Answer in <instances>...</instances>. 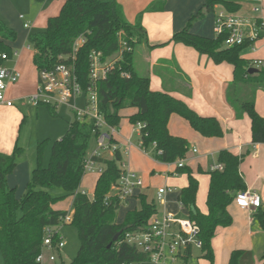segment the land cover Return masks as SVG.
Here are the masks:
<instances>
[{
  "label": "trees",
  "instance_id": "trees-1",
  "mask_svg": "<svg viewBox=\"0 0 264 264\" xmlns=\"http://www.w3.org/2000/svg\"><path fill=\"white\" fill-rule=\"evenodd\" d=\"M165 4L166 0L153 1L135 22H130L124 8L116 0H67L60 13L49 18L45 29L30 34L29 41L35 51L33 60L38 71L51 69L62 62L74 63L76 75L84 89L91 85V53L94 50L102 52L105 59L118 52L122 42H127L132 50H125L107 76L97 82L99 113L107 125L118 129L122 120L120 111L137 108L129 120L134 125L144 124L140 130V147L160 162L174 163L185 159L192 146L186 138L170 133L168 124L172 114L186 119L204 137H223L224 130L217 117L202 116L184 100L171 94L177 74L168 72L167 64L178 68L176 61H164L155 66V71L162 78L164 91L153 90L150 71L140 72L137 67V45L145 43L153 47L142 24L143 14L146 11H163ZM217 6L234 13L241 9V4L233 0H205L203 7L185 27L173 34L171 41L181 42L209 55L216 64L227 62L234 66V79L226 91L227 101L237 118L247 114L251 119L252 141L264 143V117L256 109L257 91L264 89V66L255 73L249 72L254 68L252 60L245 59L242 51L249 48L250 42L228 47L225 33L209 37L192 31L194 24L207 13L215 12ZM80 36L85 37L86 41L73 62L74 43ZM17 37V31L0 18V65L5 62L1 56L3 53L9 58L13 57L15 50L11 43ZM183 82L186 92L190 93L191 89L186 87L188 80L183 78ZM46 105L53 116H58L54 105ZM103 129L95 118H78L75 114L65 134L52 143L47 166L43 164L46 141H40L37 166L26 193L21 197L17 195L16 187L9 186L8 176L16 168L23 147L17 141L12 153L0 152V251L5 264H42L37 258L44 247L46 229L60 226L69 214L67 210L53 208V205L68 196L74 197L70 224L77 227L80 247L72 261L63 264H138L150 261L147 253L126 240V235L146 230L158 206L148 199L147 194L140 193L137 196L140 206L129 210L122 222L117 221L122 202L111 192L123 173L124 156L119 147L112 158L91 156L104 169L97 179L93 196L80 190L90 159L87 156L90 142L94 135L99 137ZM109 140L115 143L112 136ZM246 155H237L228 149L218 152V161L224 165V169L208 172L210 184L206 213L197 205L200 182L193 169L185 164L176 169V173L186 174L188 178V184L180 190L178 199L186 207L188 217L201 227V252L211 264L214 261L212 242L216 230L220 226L233 224L228 207L239 192L247 189L240 170ZM199 172L202 173L201 168ZM52 187H62L66 193L54 196L49 191ZM254 217L264 230V208H258ZM59 237L57 232L55 245ZM242 252L232 251L229 264H239ZM260 264H264V253Z\"/></svg>",
  "mask_w": 264,
  "mask_h": 264
},
{
  "label": "crops",
  "instance_id": "crops-1",
  "mask_svg": "<svg viewBox=\"0 0 264 264\" xmlns=\"http://www.w3.org/2000/svg\"><path fill=\"white\" fill-rule=\"evenodd\" d=\"M66 1L67 0H43L40 2L37 1L35 3L38 4H35L31 0H28L30 9L26 11V15H24L18 13L14 0H2V4L7 5L5 7V13L3 12L4 17L10 20V27L15 29L18 33L16 41L11 43L14 50L18 52V55L5 60L3 65L15 68L20 72L21 77L18 82L10 84L7 90V97L14 102L13 105L8 106L6 104H0V116H5V119H0V152L10 154L14 150L19 140L17 131L18 123L20 120L22 121L20 125L24 123L26 117L25 111L28 112L27 110L29 109V97L38 89L39 71L33 60L35 51L28 43L30 34L35 32V30L39 31L45 29L49 18L57 16ZM116 1L124 8L127 19L130 22H135L138 15L155 0ZM185 1L186 0H166L163 11L144 12L142 24L148 32L149 43L153 47H149L145 43H139L137 45L135 49L137 50L139 60L138 68L141 71H150L151 88L153 90L164 91L162 78L157 74V71H155V66L163 64L162 62L164 61H176L178 68L172 66V64H167L170 70L168 72L177 74L176 82L172 84L175 86L174 89L170 91L171 94L184 100L198 114L202 116H215L222 124L224 130L223 137H204L193 129L186 119L178 114H172L168 124L171 134L182 136L191 143L192 148L188 152L184 164L193 169L195 177L200 182L198 195L202 188H207L204 197L205 204L210 184V175L208 172L211 171V166L217 162L215 158L217 152L222 149H228L237 155L247 154V159L245 158L246 160L243 161L244 163L242 162L240 170L247 188L257 191L262 196V207L264 208V143H254L252 141L251 119L247 114L242 118H237L235 110L227 101L226 91L228 85L234 79V66L227 62L216 64L209 55L200 53L195 48L181 42L171 41L173 34L182 30L189 19L197 13L205 3V0H187V2H190V5L187 6L188 8L182 12L183 14H177L176 8L183 5ZM233 1L239 3L238 0ZM254 6L261 7L260 15L264 20V0H245V4H241V9L239 10L242 11V13H237L241 15H253L252 8ZM221 8L223 7L217 6L215 12L207 13L203 19L194 24L192 31L204 36H215V16L216 12ZM3 10L4 8L2 7V11ZM208 14H210V18H206ZM208 24H210V26H208ZM259 40L260 45L255 51L251 48L249 49L253 51L256 57H258V55L264 57V35ZM253 59H255V57ZM164 66L167 67L166 65ZM164 72L165 74H169L167 71ZM183 78L188 80L186 87L191 89L190 93H187L185 90ZM258 92L259 91H257L256 95V109ZM136 112L137 108L133 107L121 110L120 114L122 120L120 127L112 134L115 143L123 152V156L124 153L126 155L129 153L131 154L134 149L141 151L146 156L149 155L140 147V130L129 120V116ZM259 113L261 114V112ZM10 117L14 118L15 125L7 130L6 127L9 125L7 118ZM105 130L106 128L103 129V131ZM136 132L138 135L137 143L133 141V134ZM231 137H233L232 142L230 141ZM193 148H196L198 151L194 152ZM113 156L114 154L102 157L112 158ZM210 157L213 158L211 159ZM122 165L130 169V166L125 164L124 160ZM177 167V162L163 163L153 158V160L151 159V169H149L152 174L159 171L166 175L164 179L165 184L160 187L169 186L168 184L170 182L175 184L183 180L181 188H178L177 185L169 186L175 187L177 191L168 194L166 208L175 214L180 211L177 202L180 190L188 184L186 174L176 173ZM199 168H201L202 173L199 172ZM201 175L203 176L201 177ZM203 178H206V182H202ZM10 180L11 176L9 175V186L14 187L16 184L15 180H13L12 183H10ZM138 191L139 194L145 193L142 188ZM170 195L173 196L172 199L169 198ZM137 196L138 195L125 202L129 204L132 199L138 198ZM71 198L73 203L74 197L71 196ZM171 203L177 206V210H171ZM137 207L139 206H130L126 213ZM53 208L65 210L57 207L55 204ZM228 210L233 216L234 222L229 227L217 228L216 236L218 237V241L220 240L219 242L227 246L229 248L227 250H230L231 248H236L235 246L237 245L235 244H238L240 247H245L244 244L246 240H248L246 244L247 247L252 249L260 246V252H264L262 248L264 244V230L254 217L256 210L241 208L235 202L228 207ZM207 211L208 207L205 213ZM180 212H184L186 213L185 215H187V210ZM126 213L123 217L120 216V218L117 215V221L122 222ZM236 233H242L238 241ZM191 255L192 250H190L188 255L184 258L185 262H187Z\"/></svg>",
  "mask_w": 264,
  "mask_h": 264
},
{
  "label": "built area",
  "instance_id": "built-area-1",
  "mask_svg": "<svg viewBox=\"0 0 264 264\" xmlns=\"http://www.w3.org/2000/svg\"><path fill=\"white\" fill-rule=\"evenodd\" d=\"M251 1V0H247ZM253 15H241L230 12L225 8H221L216 12L214 31L216 35L225 33L227 35L225 44L228 47L243 45L250 42L249 48L256 50L255 43L264 35V20L261 17V7L254 6L252 8ZM27 26V25H26ZM86 39L80 36L74 43L73 62L80 47L85 43ZM121 48L114 55L103 58L102 52L93 51L91 53V85L84 89L79 82L75 72L74 63H59L51 69H43L39 71L38 89L29 97V101L35 105L50 104L60 105L66 104L76 110L78 118L89 116L97 120V124L101 128H106L98 137L99 147L103 149L118 148L116 143H111L109 138L115 132L116 128L107 125L103 117L99 113V98L97 92V82L105 78L113 68L114 64L120 60L125 50H132L127 42H122ZM18 52H14L13 56H17ZM2 58L8 60L9 56L3 53ZM252 66L261 68L264 66V58H255L252 60ZM21 74L15 68L0 65V104L8 106L13 105V101L7 97V90L10 84L19 81ZM87 95L86 110L77 109L76 98L79 95ZM143 123H138V130L143 128ZM194 152L198 150L193 148ZM93 155H100L95 151ZM186 159V158H185ZM185 159L177 162L178 166H183ZM97 166V171L103 172V165L94 162L91 157L87 162L86 168L92 170ZM123 173L119 183L112 188L111 195L117 196L123 203L128 199L139 194V189L144 186L142 178L135 171L122 165ZM224 165L216 162L211 166V170H223ZM175 187L163 186L157 189L155 203L158 206L156 215L151 219L146 230L128 233L126 240L136 246L140 251L149 255L153 264H169L168 261L174 262L177 257H186L188 252L193 249H202L203 240L201 238V227L199 224L188 217L177 216L174 212L166 208L168 202L167 196L176 192ZM84 193H87L83 191ZM179 210L186 211V207L177 199ZM234 202L241 208L248 210H257L262 207V196L255 190L246 189L239 192ZM159 205L164 208L160 209ZM72 221V214L65 217V222ZM57 232L53 227L46 229L44 239V247L39 254L37 261L42 264H49L57 259L56 253L59 254L65 247L63 237L54 244V237Z\"/></svg>",
  "mask_w": 264,
  "mask_h": 264
},
{
  "label": "rangeland",
  "instance_id": "rangeland-1",
  "mask_svg": "<svg viewBox=\"0 0 264 264\" xmlns=\"http://www.w3.org/2000/svg\"><path fill=\"white\" fill-rule=\"evenodd\" d=\"M14 1L16 3L15 7L18 10V13L26 15V11H29L30 9L28 5V0H14ZM31 1L34 2L35 0H31ZM238 1L243 5L245 4V0H238ZM3 5L4 4H2V0H0V18L3 19L10 26L11 23L9 22L10 20L8 18L7 20L3 14V12L5 13V7L7 5L4 6ZM188 5H190V2H187L186 0L183 5H180L178 8H176V13L183 14L182 12L186 8H188L187 7ZM2 7L4 8L3 11H2ZM238 13H242V11H238ZM209 16L210 14H208L206 18H210ZM208 26H210V24H208ZM28 43L30 44V41H28ZM259 45H260V40L256 41L255 43L256 47H258ZM242 56L245 59H249V60L253 59L254 57L258 59L264 58L261 57L260 55L256 57V55L253 54V51L249 48H245L242 51ZM137 61L139 62L138 59ZM140 72L142 71L140 70ZM258 91L259 92L257 96V110L261 112V114L264 116V89H259ZM87 100H88L87 95L85 94L79 95L75 100L77 109L86 110ZM28 106H29V109L27 110L28 112L25 111L26 117L24 123L20 125L22 122L20 120L17 126L18 129L17 131L19 135L18 141L20 145L23 147V152L20 154V156L17 159L18 164L16 168L10 174L11 176L10 183H12L13 180H15L16 184L14 185V187L17 188V195L19 197L23 196L26 193L28 183L32 179L33 170L37 166L39 142L46 141L43 151V164L47 166L49 164L51 157L52 143L55 140L61 139V137L65 134V132L68 129L69 121H72L76 114V110L66 104L54 105L57 108L58 116H53L45 103L40 105H35L30 102ZM0 117H1L0 119L2 118L5 119V116H0ZM7 119L9 125L6 127V129L9 130L11 126L15 125L14 118L10 117ZM232 140L233 137H231L230 141L232 142ZM133 141H135L136 143L138 142L137 132L133 134ZM95 151L102 156H110L111 154L112 155L114 154V149L100 148L98 137L94 135L87 151L88 158H90L91 155L95 153ZM210 158L212 159L213 157ZM215 158L216 161L219 162L218 152ZM151 159L153 160V157L151 155L146 156L141 151H137L136 149H134L131 152V154L129 153L128 155H126L124 153L125 164L130 166V169L132 171H135L138 174V176L142 178L144 183L142 190L148 195V199L150 201L154 200L157 192V188L165 184L164 179L166 177L164 173H161L159 171L154 172L153 174L151 173V171L149 170L151 169ZM99 174L100 172L97 171V166H94L93 170L90 167L86 168V172L80 188L82 191H86L89 194V196H92L94 193L95 183ZM202 176L203 175H201V177ZM181 181L182 182H178L175 184L170 182L168 185L169 186L177 185L178 188H181L182 187L181 184L183 183V180ZM204 181L206 182V178L202 179V182ZM205 190L207 191L206 187L204 189L202 188L201 192L198 195V207L200 208L201 211L204 212L207 209L204 200ZM49 191L54 196H60L66 193L65 189L62 187H52L49 189ZM169 198L172 199L173 196L170 195ZM55 205L62 209L68 210L69 213L73 215L74 209H73L71 196H68L63 200L58 201ZM132 205L140 206L139 199L138 198L132 199V201L129 204L127 202H123L118 210L119 218L120 216L123 217L127 209ZM159 208L163 209L164 206L159 205ZM171 210H177V206L174 203H171ZM185 214L186 213L180 211L176 213V215L179 217H184L186 216ZM54 230L58 232L61 237H63V240L65 242V247L60 252L61 256L60 254L56 253L55 254L57 256L56 261L50 262L49 264L69 263L77 255V252L80 247L77 227L73 224H70V222L69 223L64 222L60 226L55 227ZM236 234L238 241L241 238L240 236L242 235V233H236ZM219 241H218V237L215 235V238L213 239V243H212L214 250L213 264H229L231 253L234 250L243 251L239 258V264H260L261 257L264 253V252H260L261 251L260 246L250 249L249 247L246 246L248 242V240H246L244 244L245 247H240L238 246V244H235L237 245L235 246L236 248L233 249L231 248L230 250H227L229 248L225 246L223 243H220ZM262 248L264 249V244L262 245ZM168 263L169 264H185V263L211 264V261L203 257V254L200 249H193L192 255L190 256L187 262H185L184 257L181 256V257H177L174 262L168 261ZM0 264H5V260L1 251H0ZM138 264H153V263L151 261H146Z\"/></svg>",
  "mask_w": 264,
  "mask_h": 264
},
{
  "label": "water",
  "instance_id": "water-1",
  "mask_svg": "<svg viewBox=\"0 0 264 264\" xmlns=\"http://www.w3.org/2000/svg\"><path fill=\"white\" fill-rule=\"evenodd\" d=\"M257 71H258L257 68H251V69L249 70L250 73H255V72H257ZM118 235H119V234H117V235L115 236V239H117Z\"/></svg>",
  "mask_w": 264,
  "mask_h": 264
}]
</instances>
